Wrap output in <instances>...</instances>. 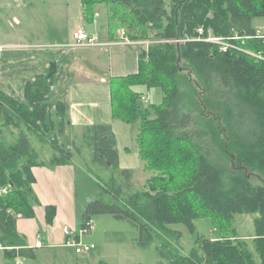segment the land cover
Listing matches in <instances>:
<instances>
[{
	"label": "trees",
	"instance_id": "trees-1",
	"mask_svg": "<svg viewBox=\"0 0 264 264\" xmlns=\"http://www.w3.org/2000/svg\"><path fill=\"white\" fill-rule=\"evenodd\" d=\"M81 3L88 23L103 17L110 39L124 29L134 41L153 42L139 52L137 74L111 79V100L114 118L138 126L135 145L144 169L154 175L134 191V173L120 168L111 125L96 124L71 143V137L62 139L66 104L59 100L53 111L45 74L25 85L21 99L0 90L4 119L25 127L14 143L0 142V186L10 189L0 198L4 264L36 257L17 231V218H35L34 205H40L32 168L71 166L77 157L99 190L81 228L108 214L136 226L141 247L156 243L159 264H248L249 255L231 241L201 235L189 256L179 254L173 242L181 234L170 226L184 225L193 233L201 217L228 225L237 215L257 214L253 243L264 263V34L257 26L264 21V0ZM100 7L106 9L102 15ZM210 34L220 42L206 41ZM183 71L191 75L186 87ZM140 88L160 89L162 103L144 108ZM28 133L55 150L49 163L40 161ZM96 165L111 171L108 180L96 174ZM46 210L51 225L56 208Z\"/></svg>",
	"mask_w": 264,
	"mask_h": 264
},
{
	"label": "rangeland",
	"instance_id": "rangeland-1",
	"mask_svg": "<svg viewBox=\"0 0 264 264\" xmlns=\"http://www.w3.org/2000/svg\"><path fill=\"white\" fill-rule=\"evenodd\" d=\"M105 11L104 7L99 8L100 15ZM100 19L101 22H97L96 26L97 32L105 35L107 29L104 25L101 29L103 17ZM257 26L258 31L263 35L264 21L258 20ZM81 27H84L83 29L86 31L91 30V25L82 20L81 0H32L29 7L19 6L12 11L0 13V47L4 48L0 54V90L3 91V94L21 99L24 95L25 85L28 82H34L35 78L39 76L37 74L48 76L49 65H46L44 69L38 66L39 59L44 58L41 52L43 50L33 46L50 44L54 39L56 43L72 42L73 31ZM118 33H121V30L117 31L116 35ZM51 50L54 52L47 54L51 59H45L44 62L46 64L47 62H57L58 73L53 78L49 96L51 102L55 103L52 106L53 111L56 112V103L59 100L66 103V96L69 95L72 85L82 79L70 70L68 64L72 62L71 58H66L62 52L59 53L58 49ZM106 57V62L109 65V58L105 54ZM74 60L76 61V59ZM180 76L183 87L190 84L191 75L188 71L181 72ZM193 86H196L194 82ZM145 94L149 103H142L144 108L158 105L163 100V94L158 88L145 91ZM3 98L4 96L0 94L1 103H3ZM68 106L67 104V110ZM67 123H69V119ZM132 129L134 131L136 126H132ZM56 132L58 133V131ZM21 133H25V127L19 128L15 124L7 122L3 113L0 112V142L6 141L12 144ZM28 134L40 161L44 160L48 163L54 156L55 150L51 145H45L35 136ZM70 137L68 134L61 136L64 140H69ZM94 170L102 180H108L111 176V171L103 165H96ZM152 174L154 175L153 172H145L142 169L136 171L134 191L143 189L147 183L146 180ZM77 188L79 204H82V207H79L81 210L79 212L84 213L86 209L83 206L89 205L97 197L98 184L94 177L85 172L82 178L78 179ZM0 189H6V186H0ZM9 213L12 214L13 211L9 210ZM257 217V214L237 215L235 221L228 225L219 221L216 223L210 217H201L195 222L193 233L184 225H172L170 228L181 234V239L173 242V250L184 256H189L195 249L197 235H201L213 241L229 240L232 245H237L239 252L249 255L248 264H264L258 257L253 243L256 238L255 219ZM91 222L92 228L87 233H82L84 229L81 228L82 220L79 214V229L76 233L80 235L82 244L96 245V249L92 252L78 255L75 248L71 246L56 250L43 248L36 251L35 258H20L17 259L16 264H159L161 262L157 254V244L141 247L138 244L140 231L129 221L117 220L112 215L105 214L94 217ZM72 238L74 239V237ZM1 259L3 260L2 256Z\"/></svg>",
	"mask_w": 264,
	"mask_h": 264
},
{
	"label": "crops",
	"instance_id": "crops-1",
	"mask_svg": "<svg viewBox=\"0 0 264 264\" xmlns=\"http://www.w3.org/2000/svg\"><path fill=\"white\" fill-rule=\"evenodd\" d=\"M31 1L0 0V13L12 11L19 6L29 7ZM98 17L100 16L97 14L94 22L88 23L85 21L82 11V20L84 23L91 25V30L86 31L83 29L84 27H81L74 30L73 33L84 31L88 34L96 35L99 41L104 44L103 46L66 47L67 44L73 42L72 37V42L56 43L54 39L50 44L44 43L33 47L43 50L41 52L44 58L39 59V67L44 69L46 65H50V62L46 64L44 60L51 59L47 55L54 52L51 49H58L59 53L62 52L66 58H71L72 62L68 64L70 70L74 71V74L79 76L78 78L82 79L72 85L69 95L66 96L65 117L67 120L69 119V123L66 124V134L71 136L70 143L74 137L80 138L88 128L96 124L111 125L116 136L120 168L132 170L135 178L136 171L142 169L148 172L144 169V163L135 145L138 126L113 117L111 79L125 78L138 73L139 52L143 46L123 44L120 33L116 35L115 39H110L108 32L105 35L99 34L96 26L97 22H101V17ZM103 24L101 29L104 27ZM105 54L109 58V65L106 62L107 57L105 58ZM140 90L144 92V97H146V89L140 88ZM142 103L145 102L142 100ZM67 104L69 105L68 110ZM132 126H136L134 131ZM85 154L89 157L88 151ZM83 165L82 158L77 157L71 166H57L55 168L36 166L32 168V174L35 179L33 189L40 205H34L35 218H24L22 216L17 218V231L21 236L25 237L28 244L27 248L34 250L35 255L37 250L43 248L49 250L68 248L69 246L66 245L67 241L75 240L82 243L80 235H77L76 232L79 229V214L81 215V220L83 215L82 212H79L81 211L79 207H82V204H79L77 188L78 179H81L86 172ZM152 176L153 174L146 182ZM134 178L133 182H135ZM87 205L83 206V208L85 207L86 209ZM47 207L56 208V215L51 225L47 222ZM1 256L0 252V264H4Z\"/></svg>",
	"mask_w": 264,
	"mask_h": 264
},
{
	"label": "built area",
	"instance_id": "built-area-1",
	"mask_svg": "<svg viewBox=\"0 0 264 264\" xmlns=\"http://www.w3.org/2000/svg\"><path fill=\"white\" fill-rule=\"evenodd\" d=\"M200 33L201 34L204 33V30L201 29ZM72 37H73V42L71 44H67L66 47L68 46L71 48H83V47H98V46L104 45L99 41L98 36L88 34L87 32H84V31H76L73 33ZM120 37H121V42L127 45L131 44V45H141V46L148 47L151 43H153L150 41H134L129 37V35L127 34V31L124 29L121 30ZM206 41L220 42V39L210 34L209 38ZM56 47H59V46H56ZM3 50L4 48L0 47V54ZM143 101L145 103H148V99L146 97H143ZM9 191H10L9 187H6V189H3V190L0 189V197L7 194ZM87 225L88 227L85 228L82 233H87V231H89L92 228V222H89ZM66 245L74 247L76 253L80 255L88 254L94 249H96L95 244H82L81 242L75 241V240L67 241ZM0 249H3V248L0 246Z\"/></svg>",
	"mask_w": 264,
	"mask_h": 264
},
{
	"label": "water",
	"instance_id": "water-1",
	"mask_svg": "<svg viewBox=\"0 0 264 264\" xmlns=\"http://www.w3.org/2000/svg\"><path fill=\"white\" fill-rule=\"evenodd\" d=\"M58 73L57 62H52L49 65V74L47 80L52 84L54 76Z\"/></svg>",
	"mask_w": 264,
	"mask_h": 264
}]
</instances>
